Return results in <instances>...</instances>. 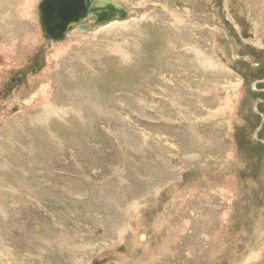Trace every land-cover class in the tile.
I'll use <instances>...</instances> for the list:
<instances>
[{
	"label": "rangeland",
	"instance_id": "rangeland-1",
	"mask_svg": "<svg viewBox=\"0 0 264 264\" xmlns=\"http://www.w3.org/2000/svg\"><path fill=\"white\" fill-rule=\"evenodd\" d=\"M0 1V264H264V0Z\"/></svg>",
	"mask_w": 264,
	"mask_h": 264
},
{
	"label": "water",
	"instance_id": "water-1",
	"mask_svg": "<svg viewBox=\"0 0 264 264\" xmlns=\"http://www.w3.org/2000/svg\"><path fill=\"white\" fill-rule=\"evenodd\" d=\"M39 10L44 37L55 40L63 39L73 26L88 30L83 21L90 17L101 24L127 16L126 8L117 0H41Z\"/></svg>",
	"mask_w": 264,
	"mask_h": 264
},
{
	"label": "bare ground",
	"instance_id": "bare-ground-1",
	"mask_svg": "<svg viewBox=\"0 0 264 264\" xmlns=\"http://www.w3.org/2000/svg\"><path fill=\"white\" fill-rule=\"evenodd\" d=\"M117 1H118L120 4H122V5L126 8L125 3L128 2V1L130 2L131 0H117ZM0 2H1V1H0ZM40 2H41V1H40ZM143 2L145 3L146 1H145V0H141L140 2H138V4L141 5ZM155 3H156V2H155ZM4 4H5V3H4ZM22 5H23V3H22ZM24 6H25V5H24ZM22 8H23V7H22ZM22 8H21V9H22ZM187 9H188V8H187ZM25 10H26V9H25ZM126 11H127V16H128L130 13L133 12L132 10L127 9V8H126ZM22 12H23V11H22ZM189 12H190V11H187V13H189ZM17 14H18V13H17ZM17 14H16V15H17ZM23 14H24V13H23ZM23 14H22V15H23ZM127 16H126V17H127ZM126 17H125V18H126ZM19 19H21V15L19 16ZM113 20H114V19H113ZM231 20H232V19H231ZM14 22H15V21H14ZM18 22H19V21H18ZM39 22H40V15H39ZM10 23H11V22H10ZM16 23H17V22H16ZM83 23H85V25L95 24L93 18H91V17H90V19L83 21ZM101 24H103V23H101ZM1 25H2V24H1ZM16 25H17V24H16ZM95 25H98V24H95ZM40 26H41V30H42V25H41V23H40ZM20 27L22 28V26H20ZM254 27H255V26H254ZM11 28H12V27H11ZM13 28H14V27H13ZM13 28H12V29H13ZM18 28H19V27H18ZM8 29H9V28H8ZM16 29H17V27H16ZM6 30H7V29H6ZM6 30H5V31H6ZM18 30H19V29H18ZM22 30H23V29H22ZM71 30H76V31H78V32H81L80 30H77V29H76V26H73V28L70 29V30H68L67 32H70ZM0 31H1V30H0ZM10 31H11V30H10ZM85 31H86V30H85ZM3 32H4V31H3ZM42 32H43V30H42ZM67 32H66V33H67ZM72 32H73V31H72ZM14 33H15V32H14ZM17 33H18V32H17ZM83 33H84V32H83ZM12 34H13V33H12ZM43 35H44V34H43ZM65 35H66V34H65ZM65 35H64V36H65ZM10 37H11V36H10ZM7 38H8V37H7ZM15 38H16V37H15ZM53 40H55V39H53ZM9 41H10V40H9ZM11 41H12V40H11ZM8 44H9V43H8ZM256 44H257V45H258V44L260 45V41H259V43L256 42ZM10 47H11V46H10ZM122 208H123V207H122ZM131 249H132V248H131ZM131 263H132V262H131ZM117 264H118V263H117ZM120 264H121V262H120Z\"/></svg>",
	"mask_w": 264,
	"mask_h": 264
}]
</instances>
